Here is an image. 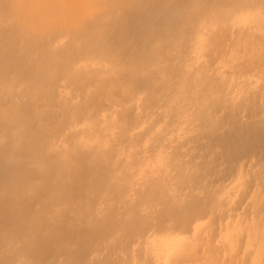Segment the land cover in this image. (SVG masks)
<instances>
[{"label": "rangeland", "instance_id": "rangeland-1", "mask_svg": "<svg viewBox=\"0 0 264 264\" xmlns=\"http://www.w3.org/2000/svg\"><path fill=\"white\" fill-rule=\"evenodd\" d=\"M240 1L0 0V264H264Z\"/></svg>", "mask_w": 264, "mask_h": 264}, {"label": "bare ground", "instance_id": "bare-ground-1", "mask_svg": "<svg viewBox=\"0 0 264 264\" xmlns=\"http://www.w3.org/2000/svg\"><path fill=\"white\" fill-rule=\"evenodd\" d=\"M241 2V10H245V9H247V8H251V7H247V5L244 3L245 1H243V0H241L240 1ZM77 6V5H76ZM252 9V8H251ZM251 11H253V12H257V11H254V9H252ZM259 12V11H258ZM251 13V12H250ZM56 60V59H55ZM55 65V64H54ZM89 122V121H88ZM77 133V132H76ZM79 134V133H78ZM118 134V133H117ZM79 144V143H78ZM81 144V143H80ZM89 151V150H88ZM76 158V157H75ZM24 200H26V199H24ZM142 233V232H141Z\"/></svg>", "mask_w": 264, "mask_h": 264}]
</instances>
